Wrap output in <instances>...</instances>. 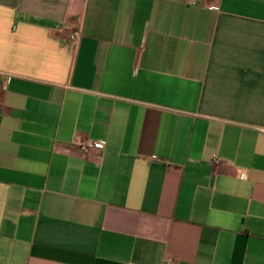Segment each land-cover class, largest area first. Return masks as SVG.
<instances>
[{"label": "crops", "instance_id": "0c3cea01", "mask_svg": "<svg viewBox=\"0 0 264 264\" xmlns=\"http://www.w3.org/2000/svg\"><path fill=\"white\" fill-rule=\"evenodd\" d=\"M0 98V264H264V0H0Z\"/></svg>", "mask_w": 264, "mask_h": 264}, {"label": "built area", "instance_id": "2783aa9c", "mask_svg": "<svg viewBox=\"0 0 264 264\" xmlns=\"http://www.w3.org/2000/svg\"><path fill=\"white\" fill-rule=\"evenodd\" d=\"M81 35V29L76 27L72 33H71V37L74 40H78L80 38ZM2 105V100L0 98V106ZM261 130L264 131V127H261ZM73 146L77 149H79L82 152H88L90 149H101L104 147V142L103 141H98V140H87L84 142H74ZM213 161L215 163H219L220 160L216 155H213ZM164 264H175L173 261L167 260L164 262Z\"/></svg>", "mask_w": 264, "mask_h": 264}]
</instances>
